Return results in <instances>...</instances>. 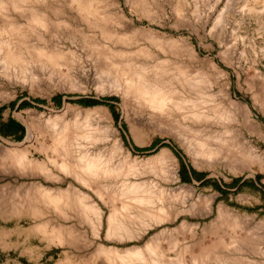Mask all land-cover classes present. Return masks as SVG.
<instances>
[{
	"label": "rangeland",
	"instance_id": "obj_1",
	"mask_svg": "<svg viewBox=\"0 0 264 264\" xmlns=\"http://www.w3.org/2000/svg\"><path fill=\"white\" fill-rule=\"evenodd\" d=\"M8 122L0 264H264V0H0Z\"/></svg>",
	"mask_w": 264,
	"mask_h": 264
},
{
	"label": "bare ground",
	"instance_id": "obj_2",
	"mask_svg": "<svg viewBox=\"0 0 264 264\" xmlns=\"http://www.w3.org/2000/svg\"><path fill=\"white\" fill-rule=\"evenodd\" d=\"M13 4V3H12ZM15 4V3H14ZM38 16V15H36ZM39 17V16H38ZM37 17V18H38ZM40 20V19H39ZM19 24V23H18ZM15 25V24H14ZM13 54V53H12ZM112 63V62H111ZM145 86V85H144ZM148 88V87H147ZM130 91L132 92V94L134 96H136L137 98H142L145 103L148 104V106L151 108V109H162L165 105V102L167 100V96H165L164 94H162L161 92L159 91H148V89H145V88H140V87H130ZM180 108V106H179ZM180 110V109H179ZM183 110V109H182ZM194 114V113H192ZM193 137V136H192ZM21 162V161H20ZM19 162V163H20ZM77 166V165H76ZM72 169V168H71ZM74 170V169H72ZM78 170V169H77ZM79 171V170H78ZM78 175V176H77ZM75 177L76 178H80L79 176V173L77 174ZM84 175V174H83ZM84 178V177H83ZM83 178L81 177L80 179H82L83 181ZM142 201V200H141ZM162 210V209H161ZM109 222V221H108ZM109 224V223H108ZM110 225V224H109ZM111 226V225H110ZM109 226V227H110ZM113 230V229H111ZM119 230V228H118ZM109 231V230H108ZM110 232V231H109ZM128 258V257H127ZM119 259V258H118ZM131 259V258H130ZM119 260H123V257L122 259H119ZM121 262V261H120Z\"/></svg>",
	"mask_w": 264,
	"mask_h": 264
},
{
	"label": "trees",
	"instance_id": "obj_3",
	"mask_svg": "<svg viewBox=\"0 0 264 264\" xmlns=\"http://www.w3.org/2000/svg\"><path fill=\"white\" fill-rule=\"evenodd\" d=\"M79 103H80V105H85V106L86 105L88 106V105L105 104V102L100 103V102H82V101H80ZM8 128H10V129H8ZM5 129H8V130H5ZM21 129L22 128L18 124L14 123V122H10V123L8 122V124L3 125L2 129L0 128V133L4 136H11L14 130L15 131H21ZM188 173H190L194 177L197 176V174L193 170L188 171L185 167L182 166L180 169V178L182 181H184V182L188 181ZM248 187L251 188V186H248Z\"/></svg>",
	"mask_w": 264,
	"mask_h": 264
}]
</instances>
